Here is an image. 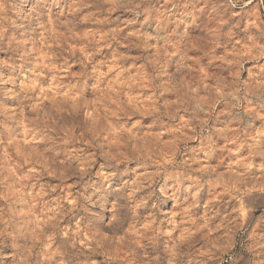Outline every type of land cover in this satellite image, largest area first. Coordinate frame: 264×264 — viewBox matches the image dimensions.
I'll use <instances>...</instances> for the list:
<instances>
[{
    "label": "clouds",
    "instance_id": "9594fccd",
    "mask_svg": "<svg viewBox=\"0 0 264 264\" xmlns=\"http://www.w3.org/2000/svg\"><path fill=\"white\" fill-rule=\"evenodd\" d=\"M0 264H264V0H0Z\"/></svg>",
    "mask_w": 264,
    "mask_h": 264
}]
</instances>
